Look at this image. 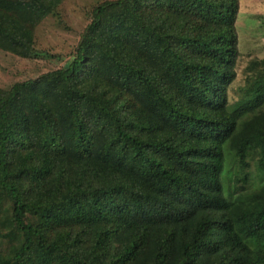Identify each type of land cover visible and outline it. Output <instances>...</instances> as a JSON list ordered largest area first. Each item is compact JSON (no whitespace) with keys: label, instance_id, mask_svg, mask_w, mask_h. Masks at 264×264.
I'll return each instance as SVG.
<instances>
[{"label":"trees","instance_id":"1","mask_svg":"<svg viewBox=\"0 0 264 264\" xmlns=\"http://www.w3.org/2000/svg\"><path fill=\"white\" fill-rule=\"evenodd\" d=\"M64 1L0 0V50L37 58ZM239 11L104 1L62 68L0 87V264H264V59L234 86Z\"/></svg>","mask_w":264,"mask_h":264},{"label":"rangeland","instance_id":"2","mask_svg":"<svg viewBox=\"0 0 264 264\" xmlns=\"http://www.w3.org/2000/svg\"><path fill=\"white\" fill-rule=\"evenodd\" d=\"M104 1L115 0H65L56 15L48 17L37 28L39 55L35 59L20 58L0 50V87L9 88L17 82L34 80L62 68L75 52L89 23V13ZM236 27L240 58L234 86L238 87L244 84L247 63L256 58L264 59V0H240Z\"/></svg>","mask_w":264,"mask_h":264}]
</instances>
